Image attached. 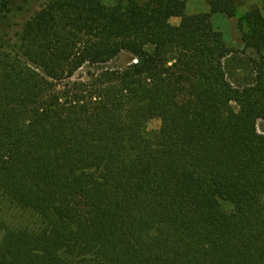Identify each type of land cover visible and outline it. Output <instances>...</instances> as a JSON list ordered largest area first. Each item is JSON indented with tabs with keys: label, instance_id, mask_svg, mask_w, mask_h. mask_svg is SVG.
Masks as SVG:
<instances>
[{
	"label": "trees",
	"instance_id": "1",
	"mask_svg": "<svg viewBox=\"0 0 264 264\" xmlns=\"http://www.w3.org/2000/svg\"><path fill=\"white\" fill-rule=\"evenodd\" d=\"M241 1L48 0L0 41V214L25 219L0 264H264V13L241 82L210 20Z\"/></svg>",
	"mask_w": 264,
	"mask_h": 264
},
{
	"label": "rangeland",
	"instance_id": "2",
	"mask_svg": "<svg viewBox=\"0 0 264 264\" xmlns=\"http://www.w3.org/2000/svg\"><path fill=\"white\" fill-rule=\"evenodd\" d=\"M48 0H0V41L4 44H12L20 34L24 23L32 16ZM104 5L113 7L119 0H100ZM185 2V13L187 15H195L199 13H209V7L206 0H182ZM258 7L264 13L263 0H243L237 7L236 16L229 18L222 14H214L210 20L213 28L220 32L222 39L226 46L233 52V56L225 62V69L231 81H239L246 77L249 73L248 59L253 58L254 54L250 50H244L241 41V34L238 28V19L241 18L248 9ZM178 25L179 18L170 19L171 25ZM240 53H243L240 54ZM239 58V59H238ZM238 59V60H237ZM134 60L130 54H121L117 59L109 64V67L124 68L132 63ZM160 122L156 119L151 120L147 124V130L153 132L158 130ZM258 130L264 133V122H258ZM2 205H0L1 207ZM224 208L229 210L230 205L223 204ZM0 218L4 219L7 223L15 225L21 219L16 214L13 207L9 209L4 206ZM24 217V216H23Z\"/></svg>",
	"mask_w": 264,
	"mask_h": 264
},
{
	"label": "water",
	"instance_id": "3",
	"mask_svg": "<svg viewBox=\"0 0 264 264\" xmlns=\"http://www.w3.org/2000/svg\"><path fill=\"white\" fill-rule=\"evenodd\" d=\"M134 63H137V60H134Z\"/></svg>",
	"mask_w": 264,
	"mask_h": 264
},
{
	"label": "crops",
	"instance_id": "4",
	"mask_svg": "<svg viewBox=\"0 0 264 264\" xmlns=\"http://www.w3.org/2000/svg\"><path fill=\"white\" fill-rule=\"evenodd\" d=\"M171 20H172V19H171ZM174 22H175V25H176V22H177V21L175 20Z\"/></svg>",
	"mask_w": 264,
	"mask_h": 264
}]
</instances>
